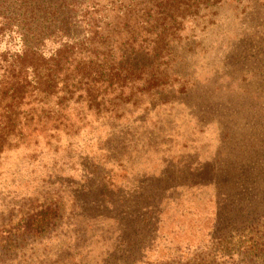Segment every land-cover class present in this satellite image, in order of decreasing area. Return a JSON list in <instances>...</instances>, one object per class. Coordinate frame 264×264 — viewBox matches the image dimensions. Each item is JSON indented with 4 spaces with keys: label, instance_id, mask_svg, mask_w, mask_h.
Here are the masks:
<instances>
[{
    "label": "rangeland",
    "instance_id": "374dc122",
    "mask_svg": "<svg viewBox=\"0 0 264 264\" xmlns=\"http://www.w3.org/2000/svg\"><path fill=\"white\" fill-rule=\"evenodd\" d=\"M93 2L39 0L44 54L90 35ZM184 4L164 92L76 91L4 146L0 264H264V0ZM45 204L55 225L20 228Z\"/></svg>",
    "mask_w": 264,
    "mask_h": 264
},
{
    "label": "trees",
    "instance_id": "16d2710c",
    "mask_svg": "<svg viewBox=\"0 0 264 264\" xmlns=\"http://www.w3.org/2000/svg\"><path fill=\"white\" fill-rule=\"evenodd\" d=\"M185 1L94 0L103 8L98 17L95 11L83 20L90 35L85 33L78 43L67 40L62 48L44 54V43L53 33H40L37 27L42 21L34 16L46 19L39 0H0L9 10L0 16L17 22L20 35L19 48L0 54V152L36 118L60 119V110L76 91L119 90L121 98L125 86H130L129 96L164 92L171 74V46L184 27L181 12L189 9ZM102 29L105 33H96ZM59 210L54 204L42 205L22 219L20 228L39 235L55 225Z\"/></svg>",
    "mask_w": 264,
    "mask_h": 264
}]
</instances>
